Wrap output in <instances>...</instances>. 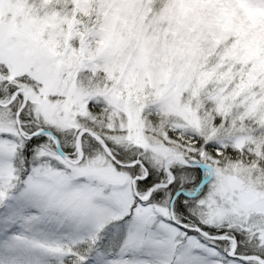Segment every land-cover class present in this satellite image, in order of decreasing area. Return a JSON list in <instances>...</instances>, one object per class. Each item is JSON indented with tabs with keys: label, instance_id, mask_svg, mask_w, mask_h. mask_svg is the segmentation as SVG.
Instances as JSON below:
<instances>
[{
	"label": "snow or ice",
	"instance_id": "1",
	"mask_svg": "<svg viewBox=\"0 0 264 264\" xmlns=\"http://www.w3.org/2000/svg\"><path fill=\"white\" fill-rule=\"evenodd\" d=\"M0 264H264V0H0Z\"/></svg>",
	"mask_w": 264,
	"mask_h": 264
}]
</instances>
